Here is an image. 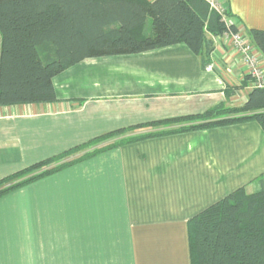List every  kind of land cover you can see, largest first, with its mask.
<instances>
[{
  "label": "crops",
  "instance_id": "0c3cea01",
  "mask_svg": "<svg viewBox=\"0 0 264 264\" xmlns=\"http://www.w3.org/2000/svg\"><path fill=\"white\" fill-rule=\"evenodd\" d=\"M224 1L245 33L264 30V0ZM214 41L212 70L184 44L89 58L53 79L57 102L0 106V180L115 131L243 105L252 84L229 96L244 70ZM262 177L255 121L123 144L0 198V264H191L189 220Z\"/></svg>",
  "mask_w": 264,
  "mask_h": 264
},
{
  "label": "trees",
  "instance_id": "16d2710c",
  "mask_svg": "<svg viewBox=\"0 0 264 264\" xmlns=\"http://www.w3.org/2000/svg\"><path fill=\"white\" fill-rule=\"evenodd\" d=\"M225 17L233 24L204 0H0V106L57 102L53 79L89 58L184 44L207 68L214 40L239 30L227 8ZM245 34L264 57V30ZM245 80L227 89L229 96L252 84L250 76ZM246 121L264 132V88H252L241 106L223 104L201 115L149 123L159 131L136 136L115 131L34 164L0 180V198L123 144ZM256 183L253 193L238 188L189 220L191 264H264V177Z\"/></svg>",
  "mask_w": 264,
  "mask_h": 264
},
{
  "label": "built area",
  "instance_id": "2783aa9c",
  "mask_svg": "<svg viewBox=\"0 0 264 264\" xmlns=\"http://www.w3.org/2000/svg\"><path fill=\"white\" fill-rule=\"evenodd\" d=\"M204 1L209 5L212 11L223 15V19L228 25L233 24L232 19L225 17L226 6L224 0ZM219 39H222V41L229 45L231 50L236 52L239 56L241 67L244 70L243 79H240L241 84L247 76H250L252 79V88H264V61L261 57L262 55L247 38L245 31L239 27L236 33H226ZM207 68L212 70L213 66L209 65Z\"/></svg>",
  "mask_w": 264,
  "mask_h": 264
}]
</instances>
